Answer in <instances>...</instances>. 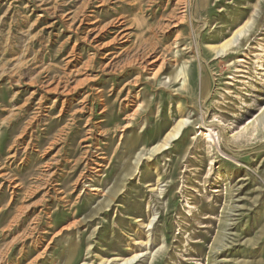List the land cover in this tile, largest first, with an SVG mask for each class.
Here are the masks:
<instances>
[{
	"label": "rangeland",
	"instance_id": "obj_1",
	"mask_svg": "<svg viewBox=\"0 0 264 264\" xmlns=\"http://www.w3.org/2000/svg\"><path fill=\"white\" fill-rule=\"evenodd\" d=\"M84 1L0 0V264H264V0Z\"/></svg>",
	"mask_w": 264,
	"mask_h": 264
},
{
	"label": "bare ground",
	"instance_id": "obj_2",
	"mask_svg": "<svg viewBox=\"0 0 264 264\" xmlns=\"http://www.w3.org/2000/svg\"><path fill=\"white\" fill-rule=\"evenodd\" d=\"M89 1H92V0H85L84 1V4H83V6L84 7H86L87 5H88V3H89ZM182 1V0H181ZM181 3V2H180ZM186 4V3H185ZM78 5V4H77ZM185 10V9H184ZM82 17H84V14H82ZM78 18V17H77ZM92 19V18H91ZM175 19V18H174ZM82 22V21H81ZM180 22V21H179ZM177 24V23H176ZM87 30V29H86ZM105 30V28H102L101 30H100V32H103ZM115 31V30H114ZM99 32V33H100ZM245 31H244V29H242L238 34H243ZM113 35V34H112ZM123 36V35H122ZM235 38H236V36H234V38L225 46V48L223 49V48H221L219 51H218V53L219 52H223V51H225L228 47H230V46H232L233 44H234V42H235ZM78 39V38H77ZM81 42V41H80ZM140 47V46H139ZM111 48V47H110ZM107 49H109V48H107ZM99 52V51H98ZM150 55V54H149ZM147 58H148V56H147ZM161 58V57H160ZM158 60H159V58H158ZM76 61V60H75ZM113 61V60H112ZM164 62V61H163ZM94 63V62H93ZM141 63V62H140ZM72 64V63H71ZM156 64V63H155ZM131 65V64H130ZM142 66V65H141ZM144 67V66H143ZM142 68V67H141ZM170 68V67H169ZM108 69V68H107ZM127 69V68H126ZM125 69V70H126ZM145 69V68H144ZM159 70H161V68L159 69ZM154 72V71H153ZM170 74V76L169 77H167V78H169V80H170V78H172L173 80H178V78L180 79V81H182V85H185L186 83H187V78H188V68H186V65L185 64H182V65H179V66H176V69L174 68L173 70H171V72L169 73ZM156 75V74H155ZM171 76H173V77H171ZM159 79V78H158ZM57 88V87H56ZM55 88V89H56ZM55 89H54V91H55ZM73 89V88H72ZM57 91V90H56ZM73 91V90H72ZM69 94H71V93H69ZM186 123V121L184 120L182 123H180V125H181V127L184 125ZM177 134V131L175 132V134H173L170 138H173V137H175V135ZM205 136H206V138H207V140L208 141H213V136H212V132H207L206 134H205ZM219 139V138H218ZM139 158H140V156L138 155L137 157H136V162H138L139 161ZM4 176L3 175H0V179L2 180V181H4V178H3ZM7 178V177H6ZM8 182V181H7ZM13 185H15V183H9V187H11V186H13ZM3 186H5V184H0V188L1 187H3ZM15 188H17V186H14V191H13V193H12V195H14L15 196V194H16V191H15ZM20 188V187H19ZM117 194V188L116 189H113V190H111V191H109V197H105V199L102 201V204L103 205H109L110 203H111V197L112 196H115ZM12 200H13V198H12ZM22 209V208H21ZM19 216V215H18ZM23 219V218H22ZM21 219V220H22ZM15 221V220H14ZM13 221V222H14ZM18 221V220H17ZM23 223V222H22ZM12 225H14V224H12ZM39 240V239H38ZM126 263H128V262H125V264Z\"/></svg>",
	"mask_w": 264,
	"mask_h": 264
}]
</instances>
